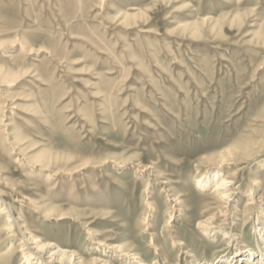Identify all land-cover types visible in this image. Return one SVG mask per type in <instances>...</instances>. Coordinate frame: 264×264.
Segmentation results:
<instances>
[{
    "label": "rangeland",
    "instance_id": "374dc122",
    "mask_svg": "<svg viewBox=\"0 0 264 264\" xmlns=\"http://www.w3.org/2000/svg\"><path fill=\"white\" fill-rule=\"evenodd\" d=\"M244 146L232 203L196 186ZM262 212L264 0H0V264L224 262Z\"/></svg>",
    "mask_w": 264,
    "mask_h": 264
},
{
    "label": "bare ground",
    "instance_id": "6f19581e",
    "mask_svg": "<svg viewBox=\"0 0 264 264\" xmlns=\"http://www.w3.org/2000/svg\"><path fill=\"white\" fill-rule=\"evenodd\" d=\"M134 15L135 14L131 15V14L125 13V17H135L138 14H136L135 16ZM236 146H237V144H236ZM255 151L256 150H253L252 148H249L248 146H244L242 148L241 147H234V148L227 149L225 152H222L218 158H215L216 162L214 164H212L211 168H209L207 171H205V173H203V175L199 179H197L196 186L201 188V189L202 188L205 189V188L213 185L214 186V192L217 193L220 200L222 202L226 203L227 205H229L234 200V198H233V194H234L233 193L234 192L233 191L234 190L233 189V182L234 181L230 180L231 178L228 176L221 177L220 172L222 171V167L224 166V164H227V162H230L231 160L233 161L234 158L236 159V158H240V157H242V158L250 157V159H251V157L253 155L257 154V152H255ZM256 157H257V155H256ZM249 161L251 162V160H249ZM255 182H258V181H255ZM235 192H237V191L235 190ZM174 201H175V203L172 207L174 210H173V212L170 213V218H173V215L176 212L181 211V208L179 207L180 200L178 201L176 199ZM7 208H8V206H7ZM261 214L262 215H260V217H261V220H263L262 221L263 225L259 226L260 229L258 231V235L260 237L259 240H261L260 248L262 250H260L259 252L254 251V250H250V251L248 250V252H247V251H245V249L239 248V246H238L235 248V250H236L235 253L230 256V259H228V261L226 260L223 262L222 261L223 257H220L218 260H215L213 263H210V264H264V213L262 212ZM9 217H11V216H9ZM19 220H20V218H19ZM12 229H13V227L11 225L10 227L6 228V232L10 233ZM4 230H5V228H4ZM26 234H27V232H26ZM226 234H229V232ZM231 236H233V235L229 234V237H231ZM23 238H24V240L22 241L21 251H24L25 264H35V263H37V264H55L57 262L60 264H80L81 263L79 258L74 256V254L72 252L64 250V249L60 248L59 246H55L52 243H47V244H43V245L39 246L38 237H35L31 234L26 235V236L24 235ZM112 249H113V251H118V252L120 251V253L125 252L124 249H121V248L115 247V246L112 247ZM122 255H125V254H122ZM66 258H69V260ZM126 261H128V260H126ZM131 262L132 261H130V263ZM104 264H106V263H104ZM131 264H141V263L140 262H135V263L132 262Z\"/></svg>",
    "mask_w": 264,
    "mask_h": 264
}]
</instances>
